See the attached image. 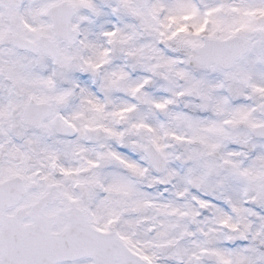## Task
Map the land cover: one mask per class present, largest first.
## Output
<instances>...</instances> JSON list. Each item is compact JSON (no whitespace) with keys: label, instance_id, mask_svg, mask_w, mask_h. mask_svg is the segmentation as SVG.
<instances>
[{"label":"snow or ice","instance_id":"6c2138e0","mask_svg":"<svg viewBox=\"0 0 264 264\" xmlns=\"http://www.w3.org/2000/svg\"><path fill=\"white\" fill-rule=\"evenodd\" d=\"M0 264H264V0H0Z\"/></svg>","mask_w":264,"mask_h":264}]
</instances>
